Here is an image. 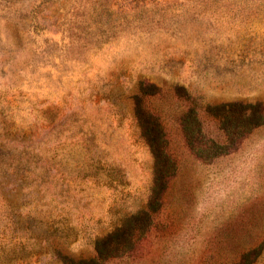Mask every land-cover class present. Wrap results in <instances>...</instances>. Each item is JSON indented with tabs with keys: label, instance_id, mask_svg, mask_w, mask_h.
<instances>
[{
	"label": "rangeland",
	"instance_id": "obj_1",
	"mask_svg": "<svg viewBox=\"0 0 264 264\" xmlns=\"http://www.w3.org/2000/svg\"><path fill=\"white\" fill-rule=\"evenodd\" d=\"M134 223L103 264H264V0H0V264Z\"/></svg>",
	"mask_w": 264,
	"mask_h": 264
},
{
	"label": "trees",
	"instance_id": "obj_2",
	"mask_svg": "<svg viewBox=\"0 0 264 264\" xmlns=\"http://www.w3.org/2000/svg\"><path fill=\"white\" fill-rule=\"evenodd\" d=\"M137 112H139L143 116H138V125L143 132V138L146 140L151 155L154 159V164L156 165L154 168V183L156 185L162 184V179L164 175H162V171L159 168V164L162 161H168V156L166 152H164V145H163V138L164 134L162 132V128L158 121L150 115V112L146 113L142 110V103L141 100L138 99L137 101ZM228 110H224L223 112H227ZM222 112V113H223ZM240 119L251 123L253 126H258L261 123V117L259 113L258 107H247V108H240L238 111ZM243 124V122H242ZM163 140V141H162ZM158 164V165H157ZM139 216L136 217L143 220L141 225L149 224L152 218V211L148 209H143L140 211ZM138 224H130V227L127 231H117L116 236L113 239H110L109 242H98V247L95 250V256L89 259H75L73 257L64 256L62 257V264H103L105 260L108 258L115 256L120 251H128L129 246L125 245L126 243L130 244L132 238H135V233H139L138 228L140 227ZM138 227V228H137ZM110 243H113L112 248H108ZM109 244V245H108ZM102 245V246H101ZM107 246V248H105ZM104 247V248H103ZM105 251H108L105 253ZM107 254V255H105Z\"/></svg>",
	"mask_w": 264,
	"mask_h": 264
}]
</instances>
